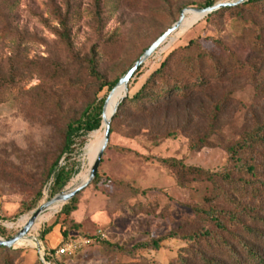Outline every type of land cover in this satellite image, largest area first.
<instances>
[{"label":"rangeland","instance_id":"obj_1","mask_svg":"<svg viewBox=\"0 0 264 264\" xmlns=\"http://www.w3.org/2000/svg\"><path fill=\"white\" fill-rule=\"evenodd\" d=\"M97 1L69 0L73 44L69 53L55 34L60 26L54 13H65L66 0H0V229L5 232L0 238L4 240L19 233L22 218H30L37 208L57 195L51 197L49 186L45 187L46 176L63 149L66 124L79 118L97 99L109 95L106 88L99 91V82L87 72L91 51H96L99 72L111 82L136 63L133 61L142 47L173 27L183 11L195 9L206 0H105L100 10ZM209 16L197 22L179 43L163 53L162 46L148 59L130 81L128 93L134 94L174 49L191 40L217 57L222 58L223 48L227 47L242 61L262 60V56L251 52L243 37L245 24L239 18L231 13L208 19ZM261 21L264 18L254 19L257 24ZM18 50L21 54L13 67ZM26 59L54 60L68 71V78L48 85L36 72L23 67L22 61ZM12 72L14 82L9 86L6 83L12 80ZM254 85L249 77L229 72L214 93L192 99L190 107L181 108L176 116L151 120L123 118L115 123L98 174L134 182L149 189L148 193L136 197L110 183L94 186L93 181L78 194V210L72 215L79 224L77 230L82 235L102 232L109 243L131 249L192 219L189 207L203 203L210 185L190 182L180 187L173 171L159 159L173 158L210 172L223 171L228 163L225 147L252 128L256 118L263 117L264 100L256 97ZM50 87L56 96L45 102L39 91ZM224 98V111L211 137L214 145L197 149L195 142L207 133L214 106ZM102 126L77 139L73 152L59 158L58 167L77 170L61 193L72 190L73 180L85 170L87 145L102 134ZM173 131L178 132L176 138L161 139L164 133ZM116 146L129 148L133 153H118ZM38 194L40 200L29 212ZM61 210L40 226L34 246L13 248L18 251L15 264H43L41 251L60 248V225L50 234L45 231L55 223ZM76 235L77 232L70 233V237ZM186 249L184 241L167 240L159 251L123 255L97 244L88 246L77 257L55 259L57 264H172L180 254H188Z\"/></svg>","mask_w":264,"mask_h":264},{"label":"trees","instance_id":"obj_2","mask_svg":"<svg viewBox=\"0 0 264 264\" xmlns=\"http://www.w3.org/2000/svg\"><path fill=\"white\" fill-rule=\"evenodd\" d=\"M220 0H206L198 5V10L216 5ZM105 0H98L97 9L100 10ZM66 11H56L54 14L59 23L55 34L62 41L69 53L73 51L72 34L69 23L72 11L69 0H66ZM169 9L166 8V11ZM223 13H231L244 24V39L248 40L251 52L262 56V60L242 61L227 47L224 55L217 57L205 51L196 40H191L186 46L174 49L168 57L153 70L144 80L140 88L122 101L114 115L110 133L113 132L115 123L126 119L151 120L155 117L167 119L176 116L181 108L188 109L194 98H200L214 93L225 82L227 74L234 76H247L255 84L256 97L264 100V21L254 22V19L264 18V0H248L242 4L226 7L208 17H219ZM166 33V32H165ZM165 33L153 39L142 47L133 63L140 58L158 39ZM209 39H214L210 38ZM214 41V40H212ZM216 42V41H214ZM219 45L221 43H218ZM13 57L12 66L15 67L19 55ZM23 67L28 71L36 72L42 82L53 85L68 78V71L54 60L41 59L40 61H22ZM88 74L99 82V91L107 89L110 93L120 79L128 72L130 66L125 68L113 81L108 82L106 77L99 72L95 49L87 59ZM65 71V72H64ZM7 81L11 86L14 78ZM38 90V89H37ZM41 90V89H39ZM48 102L56 96L53 88L39 91ZM106 97L97 99V102L88 106L79 118L69 121L65 126L63 149L49 169L46 176V186H49L51 197L61 193L69 181L77 174V170L67 166L58 167V161L66 153L73 152L77 139L97 131L101 127L102 112ZM226 101L219 100L214 106L211 121L207 124V133L195 142L197 149L212 147L211 140L215 126L224 111ZM253 126L244 131L240 137L225 148L228 154V163L223 171L210 172L200 167L188 166L183 162L168 158L159 159L167 168L171 169L177 178V185L186 187L190 182L206 183L210 191L204 197L203 203L191 205L192 219L180 228H177L160 237H150L131 249L102 240L91 245H101L111 252L123 255H132L136 251H159L167 240L184 241L187 245V255L180 254L172 264H264V112L263 117L255 119ZM177 131L164 133L161 139L176 138ZM115 150L124 155L133 151L129 148L116 146ZM110 183L114 187L128 190L132 196H146L149 189H143L134 182L113 178L106 174H97L92 185ZM79 196L62 207L55 223L50 226L45 234H50L54 227L60 225L63 245L71 239L80 237L96 238L102 235H82L77 230L79 224L72 215L78 210ZM40 200L30 207L29 212L36 208ZM142 208V207H141ZM149 208V207H148ZM77 232L75 237L70 233ZM5 232L0 229V236ZM57 249L49 250L52 255ZM18 251L0 245V264H15ZM77 253L70 257H77ZM67 257V256H64ZM51 264H57L55 257L45 256Z\"/></svg>","mask_w":264,"mask_h":264},{"label":"water","instance_id":"obj_3","mask_svg":"<svg viewBox=\"0 0 264 264\" xmlns=\"http://www.w3.org/2000/svg\"><path fill=\"white\" fill-rule=\"evenodd\" d=\"M248 0H239L235 3H218L212 7L206 8V9H202V10H198V9H189L191 11L200 13L203 18L209 16L210 14H213L217 11H220L226 7H232V6H236L239 4H242L244 2H247ZM188 11V10H186ZM186 11H183L181 14V18L180 20L175 23L173 25V27H171L160 39H158L139 59L138 61L128 70V72L120 79V81L118 82V84L114 87V89L109 93L108 97L106 98L104 107H103V112H102V123L103 124V120L105 118V112H106V106L108 104V102L111 100V98L114 96L116 90L118 87L120 86H124L126 93L125 95L120 99V101L118 102L114 114L112 115L111 119L109 120V122L106 125V138L104 143L102 144L100 151L97 154V157L88 173L89 177L88 180L86 182H84L83 184H81L78 188L73 189L71 191H66L60 194H57L55 197H53L49 202L43 204L42 206H40L39 208H37L33 214L31 215V217L29 218V221L27 222L26 227L23 230H20L19 233H17V235H15L14 237H12L11 239L8 240H4L2 238H0V245L5 246L9 249H13L16 247V245L23 240L24 238H26L31 230V227L33 226V224L35 223L37 217L39 216V214L49 205L53 204L56 201H62L63 205L68 204L69 202H71L73 200V198H75L79 193H81L84 189H86L96 178L97 174H98V170L100 168V165L102 163V159L104 157L105 151L109 145L110 142V137H111V133H110V125L112 122V119L114 117V115L116 114L118 107L120 106V104L122 103V101L128 96V85L130 83V81L133 79V77L135 76L136 72L145 64V62L150 59L164 44H166L168 42V40L172 37V35L174 33H176V31H178V29L180 28L182 21H183V17ZM202 18V19H203ZM41 260L43 263H45L44 260V254L41 251Z\"/></svg>","mask_w":264,"mask_h":264},{"label":"bare ground","instance_id":"obj_4","mask_svg":"<svg viewBox=\"0 0 264 264\" xmlns=\"http://www.w3.org/2000/svg\"><path fill=\"white\" fill-rule=\"evenodd\" d=\"M202 18H203V16L200 13H197V12H194L191 10L186 11L184 14L183 21H182L180 28L178 29V31H176V33H174L172 35V37L168 40V42L163 45L161 52L163 53V52L169 50L171 47H173L174 44L179 43V41L184 38L182 36L185 33H187L188 31H190V29L197 22H199ZM125 93H126V90H125L124 86L118 87L114 96L108 102V104L106 106L105 118H104L103 126H102L103 132L101 135L97 136L94 141H92L91 143H89L87 145L86 154H85L87 165H86V168H84L85 170L83 172H81L80 174H78L75 177V179L73 180L72 190L78 188L81 184H83L84 182H86L88 180V177H89V175L87 173L88 169L91 165H93V163L97 157V154L100 151V148H101V146L104 143L105 138H106V125L109 122V120L111 119L112 115L114 114V111H115V108H116L118 102L125 95ZM69 191H71V190H69ZM62 205H63V202L59 200V201H56L53 204L47 206L37 217L35 223L31 227L29 236H27L26 238L21 240L16 246H23V245H29V247L34 246L35 241H37L35 239V234L38 232L40 226L42 224L46 223L47 221H49V219H51L53 216H55L59 212V210H61ZM28 221H29V217L22 218V220H21V228L22 229L21 230H23L26 227ZM49 264H51V263H49Z\"/></svg>","mask_w":264,"mask_h":264},{"label":"built area","instance_id":"obj_5","mask_svg":"<svg viewBox=\"0 0 264 264\" xmlns=\"http://www.w3.org/2000/svg\"><path fill=\"white\" fill-rule=\"evenodd\" d=\"M2 223V220H0V224ZM104 240V235L97 236L96 238H85V237H80L77 239H71L64 243L63 245L60 246L59 249L56 250L55 254L52 255L48 251L46 253L43 252L44 254V260L45 256L48 255L50 258L54 257H62V256H73L77 253H80L82 250L86 249L88 246H91L95 244L98 241ZM43 264H49L45 260V263Z\"/></svg>","mask_w":264,"mask_h":264}]
</instances>
